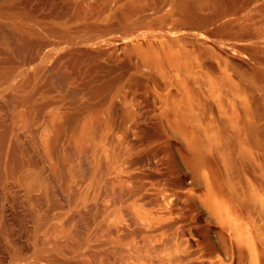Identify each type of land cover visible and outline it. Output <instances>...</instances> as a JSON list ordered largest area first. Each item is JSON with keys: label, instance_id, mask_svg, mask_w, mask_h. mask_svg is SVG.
Masks as SVG:
<instances>
[{"label": "rangeland", "instance_id": "obj_1", "mask_svg": "<svg viewBox=\"0 0 264 264\" xmlns=\"http://www.w3.org/2000/svg\"><path fill=\"white\" fill-rule=\"evenodd\" d=\"M0 15V264H237L231 237L191 192H205L206 174L236 206V184L252 177L239 139L217 171L193 173L162 117L169 63L142 54L185 52L195 87L229 75L239 116L264 142V0H0ZM29 168L46 186L26 190Z\"/></svg>", "mask_w": 264, "mask_h": 264}, {"label": "bare ground", "instance_id": "obj_2", "mask_svg": "<svg viewBox=\"0 0 264 264\" xmlns=\"http://www.w3.org/2000/svg\"><path fill=\"white\" fill-rule=\"evenodd\" d=\"M126 6H128V5L126 4ZM6 15H8V13ZM3 18H5V16H3ZM142 20H140V21H142ZM140 21H139V24H140ZM144 21H145V19H144ZM1 24L4 25L3 23H1ZM135 24L136 23H134V25ZM137 24H138V21H137ZM134 25H132V26H134ZM13 26H14V24H13ZM132 26H130V27H132ZM84 27H87V26H84ZM138 27H140V26H138ZM0 28H2V26H0ZM89 28H91V27H89ZM95 28H93V29L95 30ZM98 28H100V27L98 26ZM126 29L128 31L129 27ZM131 29H133V27ZM40 31H42V29ZM69 31H67V32L69 33ZM79 31H76V32L80 33L82 31V29L80 32ZM95 31H97V30H95ZM103 31H101V32H103ZM136 31H138V30H136ZM159 32H160V30H159ZM12 33L16 34L17 32L15 31ZM44 33H46V32H44ZM104 33H101V34H104ZM2 34H4V33H2ZM83 34H85V33H82V35ZM95 34L96 33H94V35L91 34L92 35L91 37L95 36ZM126 34L128 35V33H126ZM175 34L173 35V33H172L173 38H174ZM88 35H89V33H88ZM150 35H152V34H150ZM21 36L23 37L22 34H21ZM68 36L65 34V37H68ZM83 36L84 37L87 36V33H86V35H83ZM130 36L134 37L131 34H130ZM14 37L16 38V36H14ZM28 38H27V41L25 40L26 43L22 44V45L26 46V44H29L27 42L31 43V41H28L30 38L29 39ZM153 38H155V37H153ZM169 38H171V37H169ZM131 39L132 38H130V40ZM164 39H165V37H164ZM16 40H17V38H16ZM22 40L24 41V38ZM124 40H126V39H124ZM157 40H159V39H157ZM188 41H191V40H188ZM14 42H15L14 44L16 45V41H14ZM18 45H20V44H18ZM25 46H23L24 50H25ZM29 47L30 46H27L26 48H28V50L30 51ZM153 47H155V46H153ZM20 49H22V48H20ZM155 49L156 48H154V51H152L151 53L142 54V56H143V58L148 59L150 62H152L154 64L160 65V63L164 59L167 60L166 62L169 63L170 71L172 73H169V71H167V73L163 74L165 76V78L163 79L165 82L163 90H165L166 96H165V109L162 111V117H163L164 121L166 122V124L168 126H170L172 128V130L175 131L177 134L181 135V137L183 138L184 143L188 148V151L186 153H183V152L182 153L184 154V158H185L188 166L192 170V172L195 173L197 176H199L202 172L203 167H209V166H212L214 164L213 166L215 168V165H217V163L219 161L223 160L224 162H226V159H228V158H226V147H227V145L231 141H234V140L236 141V136L239 139V145H238V151L237 152H238V157L240 159V168L243 170L244 173H246L248 175H252V177L251 178L247 177L246 182L244 181L243 183L236 184V194H235L236 195V202H235L236 206L232 204L234 202H232V200H231L234 197L231 198L229 196V200H231L230 202H229V200L227 201L228 198L226 199L227 195L226 196L223 195V197H222L219 194L220 191H222V190L221 189L219 190V187H218L219 183L217 184V180L215 178L213 180L211 176H206V174L204 176V178H205V192L192 191L191 193L194 196V198L197 201H199L201 203V205L204 206L206 211H208L210 214H212L214 216L218 226L221 228V231H220L221 234H219V235L224 237L223 233L227 232V234L231 237V240L233 241V243L236 246V261L238 263H239V261H243L244 264H264V142L255 134V131H254L255 123L250 119L245 120L239 116V110L240 109L236 105V83L234 82V80L229 75H219V76H216V78H215V76H214V78H210V83H208V85L206 87H201V86L195 87V84L200 83V80H202V78H201L200 72L198 70H196L195 66L192 65V62L188 61L189 59L187 56H185V52H182L180 50H174L171 47H168V48L163 47L164 53L160 54ZM29 51H27V53ZM199 53H201V52H199ZM206 53H207V51H206ZM7 54H8V52H7ZM66 54H68V53H66ZM18 55H20V54H18ZM35 55H36V53H35ZM38 55H40V54H38ZM63 56H65V55H63ZM80 56L81 55H79V57ZM21 57H23V56H21ZM24 58H22V59H24ZM37 58H42V57H37ZM71 58H72V56H71ZM202 58H204V57H202ZM11 59H12V57H11ZM72 59H71V61H72ZM32 60L34 61V59H32ZM39 61H40V59H39ZM13 62L15 65V59ZM9 63H7V64H9ZM47 64L48 63H46L45 65H47ZM41 66L42 65H40V67ZM12 67H14V66H12ZM38 69H39V66H38ZM9 70H10V68H9ZM18 70H16V72ZM48 70L51 71L50 69H48ZM1 71H0V73H1ZM38 71H36V72H38ZM43 71H44V69H43ZM12 74L13 73H11V70H10L9 76ZM40 74H42V72ZM38 75H39V73H38ZM210 75L213 77L212 73H210ZM13 77H14V75H13ZM52 77H53V75H52ZM3 78H5V77H3ZM3 78H1V79H3ZM32 79H34V78H32ZM36 82H37V80H36ZM5 83H7V82H5ZM8 83H9V80H8ZM158 84H159V82H158ZM13 85H14V83H13V79H12L10 86H13ZM17 85H20V83H18ZM30 85L31 84L28 83V87ZM33 85H34V82H33ZM0 86H1V84H0ZM15 86H16V84H15ZM7 89H8V87L6 88V90ZM23 90H25V89H23ZM27 90L29 91V89H27ZM29 92H31V91H29ZM6 96H8V95H6ZM10 97L14 98L12 95ZM9 105H11V103ZM245 121H247V123H245ZM100 128H102V127H100ZM96 132L97 131H95V129H94V134H96ZM98 134H99V132L97 133V135ZM109 143H110V141H109ZM112 143L114 144V142H112ZM15 144H16V142H15ZM232 145H233V143H232ZM99 153H101V150L99 151ZM125 154H126V152H125ZM36 167H39V166H36ZM210 168L212 169L211 172H213L214 168H212V167H210ZM217 168H215L216 171H217ZM206 169H208V168H206ZM96 170H98V168ZM15 172L17 174V171H15ZM16 174H15V177H16ZM216 174H218V172H216L215 175ZM21 180L23 181V186L28 191H33L38 187L46 186L45 185L46 178H45V176H43V172L40 170H36V168L34 170L29 168L25 172V174L23 175ZM152 200H154V199H152ZM155 201H154V203H155ZM144 204H146V202ZM147 204H148V201H147ZM252 206L256 207L258 217H255L254 214H252ZM145 209H148V208H145ZM244 211H247L248 216H246L245 213H243ZM142 218L140 219V217H139L140 220H142ZM146 220H145V222H146ZM151 220L152 219H150L149 221H151ZM163 220H167V219H163ZM149 221L147 220L148 223H149ZM145 225H148V224L146 223ZM176 227H178V226H176ZM175 231H177V229ZM175 231H174V233H175ZM174 233H172V232L170 233L171 234V236L169 237L170 239H168V237L166 238V239H168V241L166 240L168 242V245L177 236V234H176L177 232L175 234ZM160 236L162 237V235H160ZM144 241L148 242L149 239L147 240L145 238ZM185 243H187V242H185ZM147 244H149V243H147ZM173 244L174 243L172 242L169 250L174 249V248L173 249L171 248ZM145 245H146V243H145ZM175 245H176V243H175ZM183 245H185V244H183ZM183 245H181V246H183ZM178 260L177 261L173 260V261L175 263H178ZM162 261L165 262L164 260H162ZM11 264H29V261L28 260H21V261H17V262L11 263ZM203 264H216V263H214L213 260H211V261L209 260L207 262H204Z\"/></svg>", "mask_w": 264, "mask_h": 264}]
</instances>
